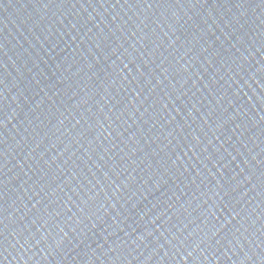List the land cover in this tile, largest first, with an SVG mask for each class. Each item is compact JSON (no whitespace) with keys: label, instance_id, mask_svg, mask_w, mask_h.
Listing matches in <instances>:
<instances>
[{"label":"water","instance_id":"95a60500","mask_svg":"<svg viewBox=\"0 0 264 264\" xmlns=\"http://www.w3.org/2000/svg\"><path fill=\"white\" fill-rule=\"evenodd\" d=\"M0 264H264V0H0Z\"/></svg>","mask_w":264,"mask_h":264}]
</instances>
